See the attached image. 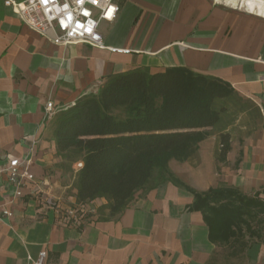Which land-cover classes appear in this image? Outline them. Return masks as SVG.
I'll use <instances>...</instances> for the list:
<instances>
[{
    "label": "crops",
    "instance_id": "obj_1",
    "mask_svg": "<svg viewBox=\"0 0 264 264\" xmlns=\"http://www.w3.org/2000/svg\"><path fill=\"white\" fill-rule=\"evenodd\" d=\"M115 2L120 10L101 21L106 47L99 48L56 44L0 0V151L30 156L21 197L13 199L5 176L0 180V206L12 211L0 222V264H34L30 257L40 250L46 264H206L225 247L260 252L264 262V242L250 248L245 237L242 250L212 242L202 212L188 208L193 193L169 178L139 190L116 217L101 212L105 198L66 217L79 206V169L58 153L53 118L111 74L134 68L180 66L230 84L235 117L209 128L196 155L171 174L197 191L236 187L264 198V16L219 0ZM221 132L231 137L224 161Z\"/></svg>",
    "mask_w": 264,
    "mask_h": 264
},
{
    "label": "trees",
    "instance_id": "obj_2",
    "mask_svg": "<svg viewBox=\"0 0 264 264\" xmlns=\"http://www.w3.org/2000/svg\"><path fill=\"white\" fill-rule=\"evenodd\" d=\"M230 84L186 67L151 73L134 68L108 76L97 92L81 95L53 118L58 153L70 163L82 161L76 173L77 203L98 198L101 212L122 214L141 189L169 178L194 195L189 210L201 211L212 242L244 249L245 237L262 238L257 229L264 198L236 187L197 191L168 172L171 160L193 158L211 129L222 126L231 96ZM230 133L221 132L218 159L230 149ZM107 210V212L105 211Z\"/></svg>",
    "mask_w": 264,
    "mask_h": 264
},
{
    "label": "built area",
    "instance_id": "obj_3",
    "mask_svg": "<svg viewBox=\"0 0 264 264\" xmlns=\"http://www.w3.org/2000/svg\"><path fill=\"white\" fill-rule=\"evenodd\" d=\"M4 3L11 6L31 28L49 36L56 44L88 43L99 48L106 47L99 30L101 21L114 20L120 10L115 0H4ZM53 109V103L49 102L48 113ZM29 163V154L11 157L0 151V180L5 176V185L13 199L23 195ZM81 166L82 162L79 163ZM50 203L54 204V201ZM85 212L86 204H79L68 210L66 217L75 219ZM11 215L9 208L0 206V222ZM46 258L45 250H40L34 258L30 257L34 264H46Z\"/></svg>",
    "mask_w": 264,
    "mask_h": 264
},
{
    "label": "rangeland",
    "instance_id": "obj_4",
    "mask_svg": "<svg viewBox=\"0 0 264 264\" xmlns=\"http://www.w3.org/2000/svg\"><path fill=\"white\" fill-rule=\"evenodd\" d=\"M223 3L227 4L226 1L222 0ZM231 6H234L240 10H246L244 7H242V4L239 3H231ZM219 104L226 106V112L223 116V121L228 122L232 120L237 110L239 109V106L237 102L234 100L233 96H228L220 100ZM216 132V130H214ZM197 160V159H196ZM71 163L74 168L79 169V162ZM198 161V160H197ZM195 161V162H197ZM182 162L184 161H178V160H172L168 164V172L173 173V171L179 169V167L182 165ZM194 162V163H195ZM83 164V163H82ZM257 226V229L262 232V238H256V237H249L246 236L247 240L251 243L250 248L256 249L259 244L264 242V214L260 215L259 223H254ZM226 248V247H225ZM222 248L220 249V252H214L213 256L206 264H263L264 262L260 258V252H227L226 249Z\"/></svg>",
    "mask_w": 264,
    "mask_h": 264
},
{
    "label": "bare ground",
    "instance_id": "obj_5",
    "mask_svg": "<svg viewBox=\"0 0 264 264\" xmlns=\"http://www.w3.org/2000/svg\"><path fill=\"white\" fill-rule=\"evenodd\" d=\"M222 1V0H219ZM227 4H242L247 11L264 16V0H224Z\"/></svg>",
    "mask_w": 264,
    "mask_h": 264
}]
</instances>
